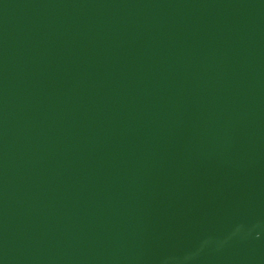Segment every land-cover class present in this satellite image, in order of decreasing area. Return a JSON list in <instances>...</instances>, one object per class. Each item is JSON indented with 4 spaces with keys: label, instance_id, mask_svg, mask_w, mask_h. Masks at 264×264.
<instances>
[{
    "label": "water",
    "instance_id": "obj_1",
    "mask_svg": "<svg viewBox=\"0 0 264 264\" xmlns=\"http://www.w3.org/2000/svg\"><path fill=\"white\" fill-rule=\"evenodd\" d=\"M0 264H264V0H0Z\"/></svg>",
    "mask_w": 264,
    "mask_h": 264
}]
</instances>
